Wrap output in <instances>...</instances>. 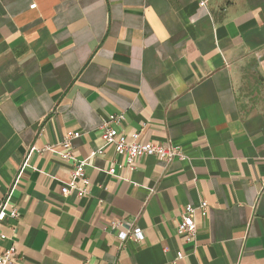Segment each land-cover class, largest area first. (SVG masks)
Wrapping results in <instances>:
<instances>
[{
	"label": "crops",
	"instance_id": "1",
	"mask_svg": "<svg viewBox=\"0 0 264 264\" xmlns=\"http://www.w3.org/2000/svg\"><path fill=\"white\" fill-rule=\"evenodd\" d=\"M0 0V199L14 264H264V0ZM185 161L104 146L100 127ZM69 131L88 196H64ZM116 168V176L107 174ZM197 210L193 240L177 234ZM113 221H132L141 243Z\"/></svg>",
	"mask_w": 264,
	"mask_h": 264
},
{
	"label": "built area",
	"instance_id": "2",
	"mask_svg": "<svg viewBox=\"0 0 264 264\" xmlns=\"http://www.w3.org/2000/svg\"><path fill=\"white\" fill-rule=\"evenodd\" d=\"M209 0H200L201 8H206ZM125 121L124 115H111L109 119L104 121L101 130V138L104 146L102 149L93 153L90 158L102 155L106 147H113L117 156L122 160L118 164V168H127L134 170L136 161L143 156H153L166 163L173 161H185L186 156L178 146L159 145L151 142H143L141 133L137 132L131 136L118 132L112 125H122ZM81 137L80 132L69 131L64 139L57 145L48 146L43 149L32 148L30 154L49 152L58 155L59 159L71 164L72 171L69 181L63 183L61 192L64 196L75 194L78 198H83L90 193V180L86 174V166L88 160L79 159L73 151L72 141ZM107 174L115 177L116 168H111ZM199 210L202 216L207 215L208 204L202 202L198 209L188 206L185 209L182 219L178 225L177 234L184 236L188 240H193L197 233V225L194 219L195 212ZM19 211L10 204V195L6 199H0V243H5L8 236L2 231V227L8 221H17L19 219ZM112 229L118 230V238L122 241H134L141 243L145 240L144 232L135 226L132 221L122 223L121 221H113L110 225ZM16 250L14 247L3 249L0 253V264H14Z\"/></svg>",
	"mask_w": 264,
	"mask_h": 264
}]
</instances>
